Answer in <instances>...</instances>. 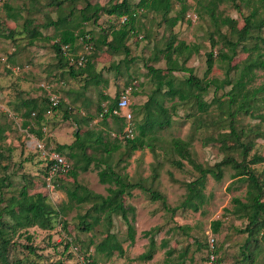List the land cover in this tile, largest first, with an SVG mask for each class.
Masks as SVG:
<instances>
[{"label": "trees", "instance_id": "1", "mask_svg": "<svg viewBox=\"0 0 264 264\" xmlns=\"http://www.w3.org/2000/svg\"><path fill=\"white\" fill-rule=\"evenodd\" d=\"M32 4H39V0H28ZM65 1L70 2L71 6L67 13L63 12ZM84 4L78 5L77 0H46L49 8L56 7L59 14L54 18L49 17L43 22H38L33 16H27L20 24H15L17 38L11 30L7 36L18 45L26 40L27 44L33 45L37 41H49L50 47L56 59L55 68L66 74L73 80L81 82L80 88L85 91L89 85L99 86L107 81L103 78L101 70L96 69V58L99 56L107 57L110 61L108 66L102 69L112 71L114 74L120 72V64L124 65V70H128L129 63L134 61L131 55V47L129 40L135 38L137 41L147 39L148 35L141 34L140 17L147 16L150 13L160 14V19L165 25V29H169L164 43L159 47L156 46L150 60H165V67L155 68L148 64L147 75L154 83V88L150 93L146 94L147 99L141 105L131 108V127L134 135L129 136L126 127L128 121L120 116L113 115L112 109L116 107L120 94L126 89L123 88L116 96L111 97L107 94L102 95L96 106L97 116L102 118L104 125H107L108 119L114 123L115 127L110 133L113 140H106L103 136L102 129L93 131L86 128L85 125L93 118L82 116L80 119L71 117V109L67 107L60 96L57 89L52 86L53 80L46 81L50 84L52 92L58 95V106L53 108L50 116L54 115L56 110L62 111L64 119H72L75 122V130L73 139L70 143H59L54 141L43 131V126L47 127L46 110L50 107L49 96L45 91L43 97L27 96L22 98L20 90L16 96V103L11 104L12 111L19 116L21 126L26 128L38 140L42 141L47 147L52 144L51 149L64 155L70 162V168L64 173H58L54 176L57 178L56 186L65 188L66 178H72L71 186L66 187L65 194L67 202L61 203L55 207L47 200V194L41 191L28 193L27 184H23L18 194L4 197L3 188H9L13 185L11 175L4 173L0 176V263L1 264H20L22 259L14 256L10 260L8 252L9 246L14 243L13 236L27 233L32 227H39L45 230H51L55 226L54 222L59 219L63 222L64 228L66 221L61 218L70 204H88L85 213L78 215V228L81 231H90L94 225L102 224L106 232L104 237L95 243V254L90 262L86 264H97V255L111 257L114 251L122 255L124 252L122 242L117 239L114 232L110 229L113 226V216H120L126 225V236L130 243L135 239L134 216H131L126 205L125 198L133 195L134 189H139L151 201H160L164 210L167 212H175L177 210H190L193 212L200 211L207 201L205 187L207 177L213 174L217 180L223 177L224 168L230 167L234 170L232 178L243 180L246 182V191L243 199L235 196L232 198V209H225L226 212L233 214L235 217L245 221V226L241 229L246 234L245 243L242 246V257L240 261L245 263L249 260L253 263L255 256L260 251V246L264 247V167L258 171L256 164L264 162V154H260L254 149L255 138L260 134L251 126H240L241 116H253V113L262 108L264 105V85L251 87L255 78V71L264 70V37L260 34L256 35L253 31L261 30L264 25V15H260L259 5L264 8V0H251L258 2L247 16L242 17L243 25L238 28L237 20L224 17L222 18L217 7L227 1L234 3L236 0H196L198 11L205 14L215 23L228 25L231 27L232 37L223 35L221 46L217 48V43L212 40L209 50L204 53L205 71L202 78L193 74L191 67L185 63L192 54H197L202 45L186 43L179 40L177 34L173 32V28L180 21L186 20L189 4L187 0H83ZM174 2L179 4L177 11L171 15ZM5 7L9 9L7 2H3ZM35 6V5H34ZM102 16L107 17L106 23L101 25L99 22ZM7 20L15 21V13L10 9L6 13ZM124 18V19H123ZM6 21V19H5ZM103 22V21H102ZM85 24L91 26L89 30L85 29ZM48 30L44 32L43 30ZM98 32V37L97 33ZM233 36H235L233 38ZM250 40H253L252 42ZM13 43V44H14ZM84 44L89 46L85 53V60L82 65L70 63L71 55L77 54L78 50L83 48ZM67 48H63V46ZM14 49V48H13ZM241 50L246 53V57L238 63L231 64ZM119 63H115V57ZM123 56V57H122ZM220 62L226 66L224 77L208 78L213 69L214 64ZM224 67V65H222ZM220 65V64H219ZM186 72L187 76L182 80V84L177 81L175 72ZM19 87V85H17ZM216 89L230 86L225 93V100L212 96L210 100H206L204 95L209 92L211 87ZM42 89V88H41ZM132 92L137 93V87L133 86ZM68 95L71 91L66 90ZM216 91V90H215ZM105 101L104 104L102 102ZM165 101L170 102V106L165 105ZM176 103L180 106L189 103L191 112H187L185 117H194L192 119L193 133H199L202 129L209 128L214 122L212 118H206L209 109L213 104L221 110L217 116L216 122L223 130L216 134H208L200 138L202 146L222 147L225 150L232 149L237 146L240 149V158L234 156L227 151V155L223 159L213 164L204 165L194 158V152L191 150V143L194 135L185 140L181 138H172L169 143V151L174 152L179 158L171 159L170 163L178 168L183 166V160H186L191 167L198 172V175L185 182V196L178 205L169 206L167 199L163 193L155 188L154 183L159 177L158 168L162 162L152 166L151 174L148 177H133L131 179L124 170L126 164L120 166L121 161H126L132 152L143 149L145 146L154 151V144L149 140H156L154 132L159 131L171 125L176 109ZM70 115V116H69ZM210 115V114H209ZM107 121V122H106ZM8 126L0 121V161L9 160L13 148H6L5 139L7 137L6 130ZM149 136V137H148ZM232 143L226 144L225 143ZM123 148V152L117 160L113 159L112 154ZM90 149V152L88 151ZM8 150V154L5 151ZM125 155V156H124ZM124 156V157H123ZM239 158V159H238ZM96 168L98 180L101 184H106V195L94 192L84 184L80 183L76 178L78 172H86L90 170V166ZM8 164L3 166L4 171L8 170ZM151 168V166H150ZM47 175V168L44 169V176ZM52 179V181L54 180ZM6 214L7 218H4ZM91 219V222L87 220ZM221 225L219 219L211 222L213 232H217ZM161 226H153L142 233L148 239L147 248L138 255V259L146 261L152 258L158 246L155 235ZM182 229V228H180ZM212 236V235H211ZM27 239H31L26 234ZM215 239V238H214ZM67 240V241H66ZM65 240L62 252L68 257L72 255L70 246H76L80 253L83 248L87 250L88 245L93 244L92 241L83 243V241ZM72 242H75L74 244ZM15 245L12 247L14 248ZM165 246V242L160 243ZM23 246V245H22ZM207 247L206 260L210 259V255H214L211 264H219L221 257L219 255V246L214 240L213 248L207 243L199 244V248ZM88 247V248H87ZM87 248V249H86ZM26 257L33 254L40 257L35 252V248L30 245L24 246ZM167 255L172 254V250H166ZM83 255V254H82ZM185 252L179 257L183 258ZM29 258V257H28ZM49 264H66L61 258Z\"/></svg>", "mask_w": 264, "mask_h": 264}, {"label": "rangeland", "instance_id": "2", "mask_svg": "<svg viewBox=\"0 0 264 264\" xmlns=\"http://www.w3.org/2000/svg\"><path fill=\"white\" fill-rule=\"evenodd\" d=\"M6 1L9 9L15 13L16 20H7L6 13L8 8L3 3ZM69 1V0H68ZM79 6L84 4L83 0H77ZM189 4L188 12H194L197 16L195 21L186 19L180 21L173 28V32L177 34L179 40L190 44L202 45V48L185 63L186 66L192 68V72L199 78L204 76L205 71V55L204 53L209 50L210 42L214 40L217 43L216 50L221 46L220 41H223L225 36L232 37L231 27L228 25H221L215 23L205 14H200L196 0H187ZM258 2L251 0H236L234 3L223 2L217 10L222 18L229 17L237 20L235 26L240 28L243 25L242 17L247 16L250 10L257 6ZM35 5V6H34ZM259 5L260 15H264V8L262 4ZM70 2L65 1L63 12L67 13L70 9ZM179 4L174 2L171 15H173ZM59 14L56 7L49 8L46 0H39V4H32L28 0H0V121L8 126L6 130L7 137L5 139L6 148H13L9 160L0 161V176L4 173L11 175L13 185L9 188H3L4 197L18 194L21 186L27 184L28 193L41 191L47 194V200L52 205H57L67 202L65 188L71 186L72 178L67 177L65 181V188H58L56 185L57 178L52 181L53 187L47 186V181L44 176L45 159L42 151L35 146L36 137L29 133L26 128L21 126V118L12 111L11 104L16 103L18 99L16 94L20 90V96L25 98L43 97L46 93L39 87V84L46 81L53 80L51 83L59 92L60 96L67 107L71 109V117L80 119L82 116L93 117L86 125V128L93 131L102 129L103 136L106 140L112 141L113 136L110 133L115 127L114 123L109 118L107 125H104L102 118L97 116L96 106L101 99V94H107L111 97L116 96L123 88L129 89V98L131 101V108H134L138 99L144 101L146 94L154 88L153 81L147 75L148 64L158 68L165 67V60H150L154 49L164 43L169 29H165V25L160 19V14L150 13L147 16L140 17L141 34L148 35L147 39L137 41L135 38L129 40L131 47V55L135 58L133 62L129 63L128 70H124V65L120 64V72L114 74L112 71L103 70V66H108L110 61L107 57L99 56L96 58V69L101 70L103 78L107 81L101 83L99 86L89 85L83 91L80 88L81 82L71 79L66 72H61L55 68L56 59L50 47V42L43 40L37 41L33 45L27 44L26 40L16 45L12 39L8 38L7 34L12 30L14 37L17 38L15 24H20L27 16H33L38 22L43 23L49 15L55 18ZM188 18V17H187ZM6 19V21H5ZM107 17L102 16L99 20L101 25L106 23ZM103 21V22H102ZM90 25L85 24V29L89 30ZM47 32L48 30H43ZM97 37H98V32ZM254 34H260L264 37V25L261 30L253 31ZM223 35L224 38L222 37ZM235 36H233L234 38ZM251 42L253 40H250ZM14 43V44H13ZM263 51H264V46ZM14 48V49H13ZM84 48L78 51H84ZM90 53L89 51H87ZM123 57V56H122ZM246 57V53L239 50L231 64L238 63ZM264 57V55H263ZM119 56L115 57V63H119ZM220 64V65H219ZM222 63L216 62L208 78L222 79L224 77V70L226 66H221ZM177 81L182 84V80L187 76L186 72H175ZM19 85V87L17 86ZM264 85V70H256L255 78L251 87H258ZM133 86L139 88L138 94H142L140 98H136L132 90ZM230 86H225L220 89L211 87L208 93L203 98L210 100L212 96L225 98V93L229 90ZM66 90L71 91L68 95ZM216 90V91H215ZM225 92V93H224ZM264 96V94L262 95ZM226 99V98H225ZM224 99V100H225ZM99 101V102H98ZM105 101L102 102L104 104ZM166 106H170V102L165 101ZM262 108H259L253 113V116H241L240 126L253 127L260 136L255 138L254 150L258 153L264 154V105L261 103ZM191 105L176 103V109L173 110L174 119L170 126L165 127L159 131L154 132L156 140H149L154 144V151L145 146L143 149L136 150L126 158V161H121L120 166L126 164L124 171L127 172L129 177L141 176L148 177L151 174L152 166L156 163L162 162L159 171V177L154 183L157 188L166 197L169 206L178 205L185 196L184 183L195 178L198 172L195 171L191 165L183 160V166L178 168L170 163L171 159H178L179 157L173 152L169 151L172 138H181L187 140L191 134L194 139L191 143V150L194 152L196 161L207 165L220 161L228 153L233 154L240 158V149L237 146L231 147L230 150H225L222 147L202 146L200 138L208 134H216L221 132L222 127L216 122L217 116L221 110L213 104L206 115V118H212L214 122L209 128L202 129L199 133H193L192 119L194 117H185L187 112H191ZM70 116V115H69ZM47 127L44 131L50 137L54 138L57 142H69L73 139V131L75 122L72 119H64L62 112L54 114L47 118ZM149 137V136H148ZM226 144H232L225 143ZM52 144L49 143L45 146L47 151L51 149ZM90 152V149L88 150ZM123 152V148L112 154L113 159L117 160L119 155ZM8 150L5 154H8ZM125 156V155H124ZM123 156V157H124ZM238 158V159H239ZM72 163V161H70ZM8 164V170L4 171L3 166ZM151 166V168H150ZM258 171L264 167V162L255 165ZM234 170L230 167L224 168L223 177L219 180L211 173L207 177L205 193L207 194V201L200 209V211L193 212L190 210H177L167 212L163 209L160 201L149 200L143 192L139 189H134L131 197H126V205L129 211L133 210L131 216H134L135 226V239L130 243L126 236V225L120 216H113V226L111 231L115 233L117 239L122 242L124 252L122 255L114 251L113 255L109 258L102 255H97V264H211L212 262L206 260L207 247L199 248V244L207 243L208 236L215 238L220 250L219 255L221 261L219 264H250L249 260L242 263V246L245 243L246 234L241 232L245 226V221L235 217L233 214L226 212L225 209H232V198L237 196L243 199L246 191V182L243 180H236L232 178ZM80 183L87 186L94 192L106 195V184H101L98 180L97 170L90 166V170L86 172H78L77 178ZM264 182V176L262 177ZM88 204H70L67 206L66 213L61 216L66 221L64 228L63 222L56 219L55 226L51 230L41 229L39 227H32L27 230V233L19 231L14 235L13 241L17 244H11L8 252L9 260L14 257H20L22 262L20 264H49L61 258L66 264H83V262H90L95 254V243L104 237L106 232L102 224L94 225L90 231H81L78 228L79 214L85 213ZM7 218L6 214L3 216ZM219 219L221 225L217 232H213L211 222ZM91 222L90 218H87ZM161 226L160 230L155 235L157 243V250L151 259L141 261L138 255L144 252L147 248L148 239L143 235V231L153 226ZM182 228V229H180ZM26 234L31 236L27 239ZM68 241L75 239L93 244L88 245V249H82L84 253L78 256L73 248L71 256H67L62 252L65 240ZM67 241V240H66ZM165 242V246L160 243ZM73 244L75 242H72ZM33 246L36 254L40 257H35L30 254L26 257V250L24 246ZM77 245L78 242H76ZM15 245L13 248L12 246ZM23 245V246H22ZM76 245V246H77ZM74 247V246H70ZM70 249V248H69ZM172 250L171 255H167L166 250ZM185 252L186 255L181 258L179 255ZM83 254V255H82ZM81 257L83 259H81ZM1 264V263H0ZM252 264H264V247L260 246V251L255 256Z\"/></svg>", "mask_w": 264, "mask_h": 264}, {"label": "built area", "instance_id": "3", "mask_svg": "<svg viewBox=\"0 0 264 264\" xmlns=\"http://www.w3.org/2000/svg\"><path fill=\"white\" fill-rule=\"evenodd\" d=\"M187 17L190 18L192 21H195L197 16L194 12H188L187 13ZM124 19V18H123ZM63 48H67V46H63ZM83 48L85 49L84 51L80 52L78 51L77 54L75 55H71V57L69 58L70 63L72 64H77L82 65L85 58V53H87L89 46L84 44ZM39 87L46 90V92L48 93L49 96V103H50V107L46 110V115L50 116L53 112V108L58 106L59 103V98L58 95L55 94L54 92H52V90L50 89L51 85L47 84V83H40ZM130 106H131V102H130V98H129V89H125L119 96L118 101H117V105L116 107H114L112 109V114L113 115H117L120 117L125 118L128 121V125L126 127V130L128 131V134L130 137H132L134 135L133 133V129L131 127V111H130ZM43 131L46 130V127L43 126ZM35 146L37 148H39V150L42 151L43 157L45 159V168H47V175L45 176V179L47 181V186L52 188V179L54 178L55 175H57L58 173H64L66 172L69 168H70V161L61 153L54 151V150H49L47 151L45 149V145L42 141L38 140L36 138L35 141ZM209 238V245L211 248H213L214 246V237L213 236H208ZM74 250V252H76V254L78 256H80L81 254H79L77 247H70V250ZM81 259H83L81 257ZM214 260V255L211 254L210 255V261L212 262ZM83 264H86V262H83ZM101 264V263H98ZM106 264V263H105Z\"/></svg>", "mask_w": 264, "mask_h": 264}, {"label": "crops", "instance_id": "4", "mask_svg": "<svg viewBox=\"0 0 264 264\" xmlns=\"http://www.w3.org/2000/svg\"><path fill=\"white\" fill-rule=\"evenodd\" d=\"M138 90H139V88H138ZM138 90H137V93L135 94V95H137V97L136 98H140L141 96H142V94H138L139 92H138ZM146 96V99H147V95H145ZM146 99H144V101H141V99H138L139 101L137 102V104L135 105V106H137V105H141L143 102H145L146 101ZM131 102V101H130ZM59 112H62V111H59V110H56V112L54 111V114H57V113H59ZM62 114H63V112H62ZM74 130H75V128H74ZM74 132V131H73ZM72 140H69V142H59V143H70ZM56 142H57V140H56Z\"/></svg>", "mask_w": 264, "mask_h": 264}]
</instances>
